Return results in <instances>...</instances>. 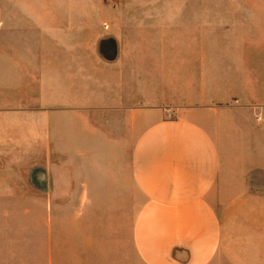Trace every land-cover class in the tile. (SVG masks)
Here are the masks:
<instances>
[{"label":"crops","instance_id":"0c3cea01","mask_svg":"<svg viewBox=\"0 0 264 264\" xmlns=\"http://www.w3.org/2000/svg\"><path fill=\"white\" fill-rule=\"evenodd\" d=\"M40 4L0 0V205L64 208L65 264H264L262 2L130 46Z\"/></svg>","mask_w":264,"mask_h":264},{"label":"rangeland","instance_id":"374dc122","mask_svg":"<svg viewBox=\"0 0 264 264\" xmlns=\"http://www.w3.org/2000/svg\"><path fill=\"white\" fill-rule=\"evenodd\" d=\"M258 2L264 5V0H41L40 5L55 7L58 22L69 18L68 13L72 12L73 21L87 22L90 33L106 38H114L119 33L124 45L130 46L148 41L149 10L169 13L176 12L178 7L255 6ZM22 6L21 1L14 7ZM3 203L0 205V264H65L64 208H55V219L48 223L49 208L28 205L31 201H21L27 205H13L15 201ZM50 235L55 237L54 242H49ZM137 264H144L139 255Z\"/></svg>","mask_w":264,"mask_h":264},{"label":"built area","instance_id":"2783aa9c","mask_svg":"<svg viewBox=\"0 0 264 264\" xmlns=\"http://www.w3.org/2000/svg\"><path fill=\"white\" fill-rule=\"evenodd\" d=\"M1 24H2V22H1V18H0V27H1Z\"/></svg>","mask_w":264,"mask_h":264}]
</instances>
